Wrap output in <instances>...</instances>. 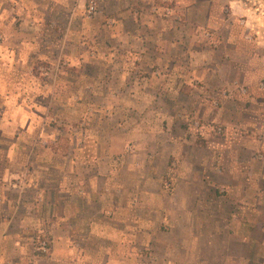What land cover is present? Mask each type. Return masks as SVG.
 Here are the masks:
<instances>
[{
  "label": "rangeland",
  "instance_id": "rangeland-1",
  "mask_svg": "<svg viewBox=\"0 0 264 264\" xmlns=\"http://www.w3.org/2000/svg\"><path fill=\"white\" fill-rule=\"evenodd\" d=\"M3 1L25 19L0 52L22 262L264 264V0Z\"/></svg>",
  "mask_w": 264,
  "mask_h": 264
},
{
  "label": "crops",
  "instance_id": "crops-1",
  "mask_svg": "<svg viewBox=\"0 0 264 264\" xmlns=\"http://www.w3.org/2000/svg\"><path fill=\"white\" fill-rule=\"evenodd\" d=\"M20 1L21 0H9L8 2L18 4V3H20ZM0 3L3 4L4 1L0 0ZM6 11L7 10L4 8L0 9V37L3 38L2 40L0 39V52L3 51V48L7 45V41H10V42L8 43L9 47L6 46V50L13 51L14 48H17L19 51L20 46L25 45V41L19 36L20 35L19 31L21 29H24V28H20V30H18L19 29L18 27L24 24L25 19H23L20 16L18 17L17 16L18 14H17L13 18L11 17L9 20H7V17H4L6 14ZM26 11L28 12L27 9H26ZM4 44H6V45H4ZM13 46H16V47L13 48ZM0 126H1L0 128H2V126H5V124L3 123ZM6 202H7V206L9 207V211L12 212L11 201L8 200ZM66 208L67 207H59V211H58L59 215H58L57 220L60 223L61 222L62 223H69V221L76 220L74 218H73V220H71V218L69 219L67 217V215L65 213ZM61 209L64 210L63 214H60V213H62ZM0 212H1V209H0ZM95 223L96 222L91 221L89 226L90 227L94 226V225L96 226ZM9 224H10V226H9V232L10 233L8 235L1 233V229H0V264H6L5 261H12L8 264H25V262H22V261L25 260L26 255L23 252V250L19 247L23 244L21 243L20 237L16 233H13L14 230L20 226V224L18 223L17 219H15V220L11 219L9 221ZM75 231L76 230H74L73 232H75ZM92 231L93 230H91V232ZM59 242L65 243L66 241L64 238H62L60 241H58L56 243H59ZM7 243L12 244V246L9 249L7 248ZM105 257H107V258L105 260H103L100 264H133V262H134L130 258H122V260H121L120 258H118L116 256L113 257L112 255H106V254H105ZM244 257L248 259V257H246V256H244Z\"/></svg>",
  "mask_w": 264,
  "mask_h": 264
}]
</instances>
